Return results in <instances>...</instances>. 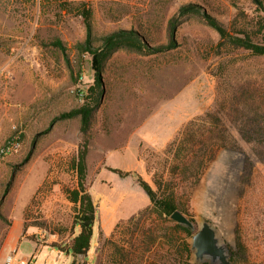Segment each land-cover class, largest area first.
<instances>
[{
	"label": "rangeland",
	"instance_id": "1",
	"mask_svg": "<svg viewBox=\"0 0 264 264\" xmlns=\"http://www.w3.org/2000/svg\"><path fill=\"white\" fill-rule=\"evenodd\" d=\"M93 1L97 35L137 28L155 44L167 43V20L184 3H201L229 24L234 3L264 14L252 0ZM56 7L0 0V264L12 253L33 264H72L73 253L58 245L65 248L81 230L65 187L77 184L70 161L83 133L78 116H59L84 103L97 77L91 53L83 54L81 71L73 70L51 44L62 38L74 64L76 44L87 36L81 16H60ZM177 39L162 52L120 49L106 63L88 156L97 208L88 264L97 262L101 232L110 236L119 222L153 205L141 180L158 189L155 176H172L173 141L190 122L219 109L237 147H221L200 180L182 182L179 192L198 227L203 218L215 224L236 264H264V163L224 112L240 83L256 81L264 90V57L220 52V34L200 16L185 18ZM15 138L20 147L3 154Z\"/></svg>",
	"mask_w": 264,
	"mask_h": 264
},
{
	"label": "trees",
	"instance_id": "2",
	"mask_svg": "<svg viewBox=\"0 0 264 264\" xmlns=\"http://www.w3.org/2000/svg\"><path fill=\"white\" fill-rule=\"evenodd\" d=\"M258 10L264 11V0H252ZM234 3V2H233ZM238 11L229 23L211 13L198 2L182 4L167 20L168 41L153 43L147 33L137 28H121L106 34L97 35L95 29L96 6L93 0H42L44 9L57 6V14H74L81 16L87 28L85 40L76 44L78 59L72 64L67 47L60 37L51 44L60 48L66 55L73 70L82 69L83 54H92L93 68L96 71L97 83L90 88V93L80 106L63 112L60 118H80L83 138L77 153L71 158V168L76 172L77 184L65 187L68 197L76 203V226H81L78 235L72 237L65 248L74 255L72 264H88L87 256L95 232L97 208L88 186V156L92 146V128L97 112L102 103V82L107 61L120 49L145 53H156L169 50L178 45L177 34L185 18L200 16L220 34L218 48L235 51L244 50L257 57H264V14L250 15L239 3H234ZM149 29V25H146ZM67 52V53H66ZM256 81L240 83L231 99V108L224 109L231 124L240 136L250 143L254 156L264 163V90ZM208 112L197 124L192 121L184 134L172 143L174 164L169 178L155 176L158 189L147 180L141 184L152 199L153 205L134 214L129 222H119L108 237L101 232L97 248L96 264H223L194 260V250L190 238L194 230L174 220L171 215L177 209L189 213L182 201L179 185L190 181L196 183L202 177L208 164L213 160L221 147H237L231 136V127L226 125L223 115ZM114 171L125 175L121 168ZM195 221V218L192 217ZM125 227V228H124ZM164 243L167 249L164 250ZM240 250L244 245L240 242ZM240 250L234 254H240ZM150 253V254H148Z\"/></svg>",
	"mask_w": 264,
	"mask_h": 264
},
{
	"label": "water",
	"instance_id": "3",
	"mask_svg": "<svg viewBox=\"0 0 264 264\" xmlns=\"http://www.w3.org/2000/svg\"><path fill=\"white\" fill-rule=\"evenodd\" d=\"M171 217L194 230L191 242L196 260L211 259L213 262L220 261L223 264H236L231 257L229 247L224 243L218 228L210 219L203 218L198 227L197 222L182 209L175 210Z\"/></svg>",
	"mask_w": 264,
	"mask_h": 264
},
{
	"label": "built area",
	"instance_id": "4",
	"mask_svg": "<svg viewBox=\"0 0 264 264\" xmlns=\"http://www.w3.org/2000/svg\"><path fill=\"white\" fill-rule=\"evenodd\" d=\"M20 145H21V143L18 140V138H15L12 141H10L9 143L5 144L1 148V152L3 154H9L10 152H12V151L16 150L17 148H19ZM4 264H33V263H32L31 260H29L26 257H22V258L18 259L17 258V253H12V254L7 255Z\"/></svg>",
	"mask_w": 264,
	"mask_h": 264
},
{
	"label": "crops",
	"instance_id": "5",
	"mask_svg": "<svg viewBox=\"0 0 264 264\" xmlns=\"http://www.w3.org/2000/svg\"><path fill=\"white\" fill-rule=\"evenodd\" d=\"M2 257H3V255H2Z\"/></svg>",
	"mask_w": 264,
	"mask_h": 264
},
{
	"label": "flooded vegetation",
	"instance_id": "6",
	"mask_svg": "<svg viewBox=\"0 0 264 264\" xmlns=\"http://www.w3.org/2000/svg\"><path fill=\"white\" fill-rule=\"evenodd\" d=\"M218 262V261H217ZM220 262V261H219Z\"/></svg>",
	"mask_w": 264,
	"mask_h": 264
}]
</instances>
